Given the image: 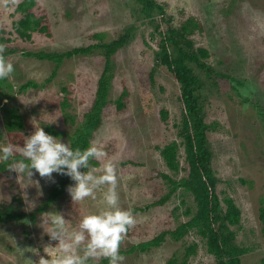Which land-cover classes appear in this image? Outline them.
Here are the masks:
<instances>
[{"label": "rangeland", "instance_id": "rangeland-1", "mask_svg": "<svg viewBox=\"0 0 264 264\" xmlns=\"http://www.w3.org/2000/svg\"><path fill=\"white\" fill-rule=\"evenodd\" d=\"M24 1L5 5L0 0V30L4 31L5 38L11 39L6 44L5 60L14 66L8 77L14 86V98L10 103L8 100L0 102V147L8 144L23 147L24 140L36 127H43L47 133L44 128L47 125L60 135L47 134L70 144L78 125L96 100L98 81L106 64L100 51L76 56L65 60L53 80L48 82L55 65L23 57V51H70L95 44L97 41L91 36L97 33L104 35L105 42H111L123 34L126 26H138L131 44L116 53L112 64L111 99H118L126 89L129 93L127 105L122 111L116 104L107 107L103 124L91 141L92 146L101 147L107 155L103 162L97 161V167L91 168L98 170L96 175H101L102 163L114 164L119 207L130 210L136 220L121 243L123 264H166L175 254L183 257L185 246L201 242L195 235L186 237L183 242H175L167 236L159 248L146 253L128 252L179 225L172 210L180 201L160 207H154L153 203L163 194L159 191L164 183L161 173L170 174L156 147L172 141L181 142L176 127L181 121L180 86L165 67H156L159 38L151 40L150 28L141 24V6L136 0H36L31 11L42 19L48 31L36 32L31 39L25 40L14 26L23 16L18 8ZM155 1L165 7L168 17H174L173 23L178 24L191 16L199 18L204 31L198 41L210 52L207 65L215 73L229 78L213 77L218 86H212L211 80H207L205 88L206 121L217 123V130L209 134L215 154L213 168L222 181L219 188L232 196L242 209V226L240 230L236 227L233 230L237 232L240 245L254 248L242 259L243 264H264V236L259 220L260 201L264 198V120L261 109L253 106L255 99H262L264 104V0ZM12 49L17 52L8 53ZM152 71L155 72L153 78ZM231 78L247 81L244 87H239ZM28 81L43 87L29 89L20 95L19 86ZM6 105L10 109L19 108L24 114L22 130H6L3 121ZM162 110L169 112L168 122L162 119ZM18 154L14 151L13 156ZM185 158L181 147L182 167H187ZM58 180V173H53L51 180L35 173L29 180L25 176L18 178L9 169L0 171V206L21 199L20 211L31 213L43 204L48 190ZM74 183L72 181L71 185ZM105 191L107 186H102L96 190L95 200L89 197L76 204L67 191L46 213L62 214L72 230L85 215L107 209L102 203ZM44 214L26 232L21 224L0 225V264H25V259L38 264L39 256L50 258L44 247L48 244L55 247L58 241H51L41 227ZM27 248L37 250L39 256L32 252L22 254L20 249ZM198 250L188 264H214V258L202 245ZM102 261L89 260L88 264H102Z\"/></svg>", "mask_w": 264, "mask_h": 264}, {"label": "trees", "instance_id": "trees-1", "mask_svg": "<svg viewBox=\"0 0 264 264\" xmlns=\"http://www.w3.org/2000/svg\"><path fill=\"white\" fill-rule=\"evenodd\" d=\"M35 1L25 0L19 5L18 12L23 16L14 23V26L21 39L29 40L36 32L45 33L48 31V27L43 25L42 19L31 11L35 6ZM136 1L141 6L143 16L141 24L150 28L151 40L159 38L155 51L156 67H165L180 86L178 101L181 106V121L176 127L178 129L177 136L181 142L172 141L163 147H156L170 174L161 173L164 183L159 191L163 194L154 201L153 205L160 207L168 203L180 202L172 210L175 220L179 222L175 229L164 231L152 240L134 246L128 252L129 254L146 253L153 248H159L168 238L167 236L175 242H183L186 237L195 235L201 242L196 241L185 246L183 257L175 254L166 264H188L189 259L198 254L201 245L214 258V264H243L242 259L253 252L254 248L240 245L237 241V232L233 230L234 227L240 230L243 213L237 201L225 190L219 188L222 181L213 168L215 154L209 140V134L217 130V123L210 124L206 121L205 110L207 80H211L212 86L217 87L218 81L213 80V77L229 78L215 73L207 65L210 52L198 41L204 31L198 17L191 16L176 24L173 23L174 17H168L165 7L155 0ZM138 29L139 27L136 25L126 26L123 34L111 42H105L104 35L97 33L91 36L97 41L95 44L65 52H22L23 57L51 62L55 65L48 82L53 80L58 68L65 60L76 56H88L98 51L103 54L106 64L98 81L96 100L78 125L76 134L71 138L70 147L73 150L79 148L83 151L92 146L91 141L103 124L107 107L116 104L119 111L126 108V99L129 96L126 89L118 99H111L112 64L116 53L131 44ZM3 34L4 31L0 30V44L6 45L11 39L5 38ZM16 52V49H12L8 53ZM3 55L6 57L8 54L4 52ZM153 74L155 72L152 71L151 78H153ZM231 80L239 87H244L247 81L234 78ZM19 87L18 93L23 95L29 89L38 90L43 86L35 81H28ZM12 98H14V86L8 81V78L0 80V102L8 100L10 103ZM262 103V99H255L253 106L256 109H261L262 120H264V104ZM3 111L6 113L3 117L6 130L13 132L16 129L24 128V114L19 111V108L10 109L7 106L3 108ZM161 115L164 122H168L169 112L162 110ZM44 128L47 133L55 136L60 135L50 125L44 126ZM181 147L184 148L187 167L181 166ZM21 159H23L22 155L18 154L7 162H0V171L7 170L13 160ZM97 166L96 160L90 161V167ZM82 170L87 171V169ZM182 172L186 174L182 175ZM242 183L246 182L242 180ZM71 184V178L59 174L58 182L48 190L43 204L31 213L20 211L19 200L21 199L2 204L0 206V225L5 223L21 224L26 232L30 225L37 224L40 216L46 213L50 206L65 195ZM260 204L259 220L264 236V198L261 199ZM182 208L183 211H181ZM180 211L181 214H179ZM181 218L184 220L181 221ZM102 264H109V262L107 259H103Z\"/></svg>", "mask_w": 264, "mask_h": 264}, {"label": "clouds", "instance_id": "clouds-1", "mask_svg": "<svg viewBox=\"0 0 264 264\" xmlns=\"http://www.w3.org/2000/svg\"><path fill=\"white\" fill-rule=\"evenodd\" d=\"M17 0H3L5 5H15ZM6 45L0 44V80L8 78L14 71L12 63L7 62L3 53ZM15 152H19L23 159L13 160L8 165L9 172L18 176H25L31 180L35 173L41 178L52 179L53 173H58L71 178L74 185L67 188L74 204L91 197L96 199V190L107 186L103 193L102 203L107 209L98 214L85 215L76 228L69 230V223L59 213H45L42 217L46 234L51 241H58L53 247L48 244L44 247L47 255L39 256V252L32 248L21 250L32 252L39 256L38 264H88L89 260L99 261L107 259L109 264H123L125 257L120 254L121 243L133 228L136 220L130 210L119 207L117 188V174L112 162L102 163L101 175L90 167V161L103 162L106 152L97 146H90L85 150H73L70 144H65L59 139L47 134L43 127L24 140L23 147L12 144L0 147V160L9 161ZM87 169V172H81ZM35 170V172L33 171ZM47 217V219H45ZM25 264H37L36 261L25 259Z\"/></svg>", "mask_w": 264, "mask_h": 264}]
</instances>
